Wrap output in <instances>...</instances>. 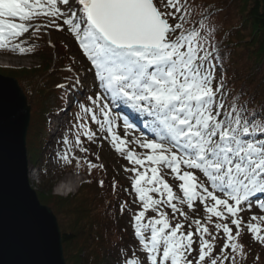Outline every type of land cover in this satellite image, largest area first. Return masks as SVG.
<instances>
[{
  "label": "snow or ice",
  "instance_id": "snow-or-ice-1",
  "mask_svg": "<svg viewBox=\"0 0 264 264\" xmlns=\"http://www.w3.org/2000/svg\"><path fill=\"white\" fill-rule=\"evenodd\" d=\"M77 4L81 6L79 16ZM166 7L175 11L162 12L154 0H75V3L0 0V50L23 55L31 49L15 41L30 29L35 35L41 27L63 31V26H67L91 62L99 86L106 94L89 96L87 99L93 107H83L82 111L91 112V119L102 130L107 126L115 151L133 165L125 171L134 174L132 188L141 207L134 214V234L147 254V261L224 264L230 259V264H237V255L241 258L246 255L244 246L238 242L242 226L254 241L264 245V215H253L246 224L239 215L251 210L254 201L264 211V109H249L247 102L240 103L236 97L231 103L224 101L226 85L223 79L216 80L214 61L219 53L208 43L211 33L205 31L203 23L199 29L184 27L188 15L185 0H168ZM39 19H47V24L31 23ZM171 19L177 22L170 23ZM60 20L62 24L57 23ZM57 87L71 90L82 85L77 78L70 86L58 84ZM110 105L127 106L150 119L147 126L151 127L154 138L134 141L150 151L138 155L128 150L126 138L114 131ZM96 107L103 114V121L97 119ZM74 126L78 129L76 146L81 145V135L94 142L96 133L84 123ZM126 127L132 125L128 123ZM63 142L70 144L67 137ZM79 150L87 151L84 147ZM70 151L69 148L58 154V159L65 165L75 160L79 168L80 160L70 155ZM87 164L89 170L97 167L91 162ZM161 168L170 169L174 178L182 182L179 184L182 199L160 174ZM192 170L202 173L208 185L200 182ZM103 183L100 181L101 186ZM152 193L159 198H154ZM174 200L186 203L189 209L197 201L204 205L206 223L193 221L199 237L197 256H192L193 232L185 233L181 222L173 227L168 214L161 210L167 206L174 217L178 213L187 220V214ZM242 204L247 207L242 208ZM124 207L121 205V211ZM149 210L157 215L145 223ZM213 217L217 221L230 218L236 228L233 233L228 223H214L216 233L222 230L226 236L218 255L214 254L217 235L207 226L213 223ZM145 232H150V236L146 237ZM125 264H141V261L129 258Z\"/></svg>",
  "mask_w": 264,
  "mask_h": 264
},
{
  "label": "rangeland",
  "instance_id": "rangeland-1",
  "mask_svg": "<svg viewBox=\"0 0 264 264\" xmlns=\"http://www.w3.org/2000/svg\"><path fill=\"white\" fill-rule=\"evenodd\" d=\"M154 1L157 3L158 7H160L162 12L167 13L175 11L174 8L166 7L168 0ZM70 3H75V0H70ZM185 4L188 10V15L186 16L187 23H185L184 25L186 29H192L193 25L191 24H193L194 22H191V19L193 18H203L201 23L204 24L206 22L205 24H210V27H217L218 30L237 27L240 24V16L238 10L241 6L239 5V3L236 4L235 1L233 2V0H185ZM75 7L77 10V15L79 16V8L81 6L77 4L75 5ZM176 22L177 21L175 19L170 20V23L174 24ZM31 23L47 24V19H39L36 21H32ZM57 23L62 24V20L57 21ZM201 23L199 24L198 29L200 28ZM33 31V29H30L28 33H25L23 36L19 37L17 41H15L16 43H20L21 47L31 49V51H29V54L21 55L19 52L0 50V68L38 67L44 62V58L43 56H41L40 52L37 53L36 51H34V47L40 45L42 47L44 46V48L50 52L52 57L55 58L54 65L56 69V62L58 61L59 55L62 50L57 48V51L54 47V44H59L58 47L63 48L64 43L70 48L72 58L77 61L76 65L72 68V72L76 76L74 81L79 78L80 83L82 85V87H73L71 88V90H69L67 98L68 100L66 102L67 107L65 109H63L59 113L53 112L49 113L48 115L49 121L47 122L48 139L45 149L46 152L44 154L42 152H39V154L36 155V157H38L40 160L39 165H37V162L32 161L29 156L31 160L29 163L30 169L36 174L35 179H31L33 188L38 192V194L42 191L47 190L49 192L50 190L52 196L60 197V195L63 194L57 191L59 182H66L64 185L61 186L62 188L67 186L69 187V185L74 182L73 179L79 181L80 183L86 181V176L82 172H88L89 169L87 171H84L83 169L77 168L76 165L74 168V166L71 167V165H65L62 160L58 159V154L64 153L69 148L71 149L70 155H74L76 158H78L80 160V163H83L84 165H88L87 162L96 164L97 167L91 169V172L99 174L102 178H105L102 174L103 168L105 173L108 174L109 178L113 177V180L109 179L111 186L108 185L109 187L113 188V184H115V188H110V190L108 189L111 192L110 200H112V202L114 204L116 203L118 206V213L119 216H122L121 220L123 221L120 222V224H122V226L124 227L122 233L125 229L127 230L126 234L123 233V236L126 235L125 241L129 239L131 243L130 247H126L122 255L121 253L123 249L120 246L117 247L113 251V259L110 260V264H125V261L129 258H138L141 261V264H150V262H148L146 259L147 254L142 250V246L139 244V240L135 237L134 234V214L141 210V207L140 202L136 197V193L132 188V177L134 174L130 171H125L126 168H132L133 165L129 163V161L125 158L124 155L115 151L114 147L111 144L110 135L106 131L107 126H105V129L102 130L100 128V125L91 119V112L84 114L82 109L78 110L76 113L75 110H73V106L75 104L76 106L82 104L84 105V107L92 108L93 105L91 104V101L87 99L89 96L93 98H96L98 95L106 96L104 90L99 86V81L95 77V69L92 67L91 62L87 60V57L85 55L84 56L86 60L83 59L80 55V52L83 53V50L79 47V43L76 41L75 37L71 34V32L68 31L67 26H63V31H59L54 27H41L40 31L35 35H33ZM246 36L249 37L247 31ZM247 63V55H245V57H243L241 60V64L246 65ZM215 73L217 75V72ZM263 73L264 68L260 67L257 72V77H262ZM237 99L240 101V103L244 102V98H242V95H239ZM57 101L61 103L62 96L59 94H53L51 97L50 104L57 107ZM102 102L103 101H101L100 103ZM110 106L113 109L112 117L114 118V131L121 138H126V141H128V150H132L138 155H143L150 151L148 149L141 148L137 143L134 142L137 139L144 140L154 138L151 127H148L146 125L147 122H150V119L147 118V122H145V120L143 121L144 116L140 113V116L136 118L132 115L136 113V111L132 109L133 113H131L128 110L129 107L127 106ZM94 111L97 116V119L103 121L104 117H102V113L100 112L99 107H96ZM130 114L131 116H129ZM78 116L82 117V120L77 119ZM61 122H63L64 125H62L61 130H58L56 132L57 124ZM79 123H84L88 129L96 133L94 142L89 141L86 136L81 135V145H75V134L78 129L74 125H78ZM128 123L132 125L131 128L126 127V124ZM65 137H67V139L69 140V145L64 144L63 140ZM105 137L108 138L105 139ZM84 141H88V145L90 146L91 143H93V145L90 147L93 157L90 154V150H88L89 147L85 144ZM80 147H84L85 149H87V151L81 152L79 150ZM28 155H30L29 152ZM94 156H96V158L99 157V159L95 160ZM36 157L34 160H36ZM41 163H43V165ZM73 163L76 164V161L73 160ZM98 165H103V167L101 168ZM140 170L143 171V169ZM183 170L186 169L182 168V171ZM192 171L198 177L200 182H203L205 183V185H208L209 182L207 181V178L203 176L202 173H200L198 170ZM160 174L172 187L174 194L182 199L183 193L179 189V184L182 182L174 178V174L171 173L170 169L161 168ZM80 183L77 185L80 186ZM78 186L77 190L79 191ZM152 195L154 196V198H159L156 193H152ZM217 195L222 194L217 193ZM174 202L177 203L178 207L182 208V210L187 214V220H185L183 216H179L178 213L174 217L172 210L167 206H163L161 210L165 211L168 214L169 220L173 227L177 222L183 223L184 227L186 224L188 225V227L191 225V227L189 228L192 229L191 231L193 232V239L196 242V247L193 248V254L194 256H197L199 237L196 234L195 224L193 223V221L199 219L202 224L206 223V213L204 205L197 201L194 202L193 208L189 209L186 203L180 204L178 201L175 200ZM229 202L232 203V201ZM121 205L125 206L123 211H121ZM241 207L245 208L247 206L242 204ZM156 215V212L149 210L145 215L144 222L146 223L149 218L156 217ZM239 215L243 218L246 224L253 215H264V211H262L258 206H256L254 201L251 210L242 211ZM215 222L228 223L229 226L233 228V233H235L236 228L234 225H231L230 218L224 221H217V218L213 217V223L207 225L209 227V231L212 232L214 235H217V239L215 241V248L217 250H220L224 241L226 240V236H224L222 230L219 234L216 233V230L214 228ZM253 222L255 223V221ZM145 236L149 237L150 232H145ZM246 238L253 244L256 242L253 240L252 234L247 231V228L242 226L241 236L238 242L242 243V241H245ZM119 255H121V257H119ZM236 259L238 261L240 259V256L237 255Z\"/></svg>",
  "mask_w": 264,
  "mask_h": 264
},
{
  "label": "trees",
  "instance_id": "trees-1",
  "mask_svg": "<svg viewBox=\"0 0 264 264\" xmlns=\"http://www.w3.org/2000/svg\"><path fill=\"white\" fill-rule=\"evenodd\" d=\"M234 1L241 6L238 10L240 24L237 27L218 30L205 22V31L211 33L208 43L219 53L214 63L217 64L216 69L221 76L219 79H223L228 88L225 102L231 103L236 91L241 88L244 90L242 97L245 98L248 108L262 110L264 73L262 77H257V72L260 67L264 68V0ZM196 20L199 21L196 23ZM196 20L193 18L191 22L200 24L201 19ZM246 31L249 37L246 36ZM57 48L62 50L59 52L57 69H53L55 60L45 48H39L38 52L43 56L44 62L38 67L0 68L1 74L19 79L32 102L28 152L31 160L37 164H40V160L36 155L44 152L48 139V114L59 110L63 105L66 88H57V85L75 78L69 69L76 65V60L71 57L67 47ZM245 55L248 63L242 65L241 60ZM53 94L62 96V101L57 102V107L50 104ZM82 169L88 170L85 166ZM102 174L105 178L89 173L88 181L74 196L54 197L50 190L38 194L41 202L51 207L59 218L68 264H108L111 251L115 247L117 224L113 219L109 191L111 187L108 186H111L109 181L113 180V177L109 178L103 171ZM100 181L104 182L103 186ZM241 244L246 255L245 258L240 257L237 264H264V245L258 242L253 244L247 238ZM224 264H230V259Z\"/></svg>",
  "mask_w": 264,
  "mask_h": 264
},
{
  "label": "water",
  "instance_id": "water-1",
  "mask_svg": "<svg viewBox=\"0 0 264 264\" xmlns=\"http://www.w3.org/2000/svg\"><path fill=\"white\" fill-rule=\"evenodd\" d=\"M30 121L18 80L0 75V264H67L57 217L31 186Z\"/></svg>",
  "mask_w": 264,
  "mask_h": 264
},
{
  "label": "bare ground",
  "instance_id": "bare-ground-1",
  "mask_svg": "<svg viewBox=\"0 0 264 264\" xmlns=\"http://www.w3.org/2000/svg\"><path fill=\"white\" fill-rule=\"evenodd\" d=\"M30 173H31L30 178H31L32 180H34L35 177H36V174H35L33 171H31ZM77 183H78V181L73 182V183H71V184L69 185V187H68V186H67V187H62V188H59L57 191H58L59 193H61V194H67V193H69V192L76 191L77 186H78Z\"/></svg>",
  "mask_w": 264,
  "mask_h": 264
}]
</instances>
